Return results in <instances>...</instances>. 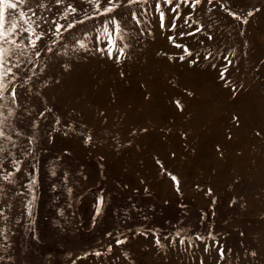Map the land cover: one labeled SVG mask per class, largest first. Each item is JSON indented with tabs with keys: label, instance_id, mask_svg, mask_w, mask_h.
<instances>
[{
	"label": "rangeland",
	"instance_id": "rangeland-1",
	"mask_svg": "<svg viewBox=\"0 0 264 264\" xmlns=\"http://www.w3.org/2000/svg\"><path fill=\"white\" fill-rule=\"evenodd\" d=\"M9 2L17 7L5 8L4 31L12 24L16 30L0 38V145L5 169L14 171L13 158L22 164L12 183L0 181L7 217L0 218V264H264V0H202L195 10L182 4L174 30L175 14L163 3L161 28L156 0L107 17L87 0ZM85 15L94 18L76 23ZM188 15L202 32L187 35L196 27L184 24ZM112 16L122 35L111 24L105 35ZM69 23L76 25L70 32L55 33ZM36 36L42 39L33 48L29 37ZM109 40L114 49L129 45L119 61L118 51L110 58L97 50ZM177 43L192 56L181 61ZM209 51L213 58L204 59ZM229 53L233 62L221 79ZM33 166L38 183L29 194L23 186ZM177 231L195 246L164 239ZM209 231L225 249L223 259L215 241L195 240ZM117 237L126 243L117 246Z\"/></svg>",
	"mask_w": 264,
	"mask_h": 264
},
{
	"label": "snow or ice",
	"instance_id": "snow-or-ice-1",
	"mask_svg": "<svg viewBox=\"0 0 264 264\" xmlns=\"http://www.w3.org/2000/svg\"><path fill=\"white\" fill-rule=\"evenodd\" d=\"M61 2H62V0H57V4H60ZM87 2L90 3V4H94L95 5L94 11L98 15H103V16L107 17L109 14L114 13L120 7L130 8L134 4L147 3V0H127V4H123L122 0H119V2H118V0H107V4L103 8L100 7L99 0H87ZM214 2L215 3H219V0H207V4L209 6L213 5ZM162 3H163V5H167L171 9V12L175 14L173 16V18H172V29H170V30H174L176 28V21L180 18L179 9H180L181 5L183 4L184 6H188L190 4L192 10H195L197 5L202 3V0H156L155 10L159 14L161 28L164 27V19H165V13H164V10H163V8L161 6ZM6 5H7V7H6ZM16 7H17L16 3L9 2V0H0V9L3 10V16L0 17V38H3L4 40H7L8 35H10L12 32H14L16 30V25L12 24L11 28H9L7 30V32L4 31V29H5L4 10H5V8H7V9H15ZM69 7L71 8L70 5H69ZM220 8L222 10H224L226 8V6L224 4H220ZM71 11L73 13H75L76 9L75 8H71ZM229 14L232 15L234 19L241 20V22L244 23V24L248 23L247 19H243L242 17L236 15L233 12H229ZM21 15H23V13H21ZM251 15H252V13L249 12L248 16H251ZM93 18L94 17H92V16L85 15L84 20H78L76 23L83 24V23H85V20L93 19ZM131 19L133 21H135L137 26L140 25L141 19H140V17L137 15V13L135 11H133L131 13ZM191 19H192L191 15L185 16L184 17V24L187 25L189 28H192L193 25H196L194 31L187 33V35H193L194 36L196 33H200L204 29L200 26L199 22L196 21V20H192V22L190 24L189 20H191ZM109 24H111L113 26V30L117 33V35H122L123 29H122V26H121V21L118 20L115 16H112L110 20H105V22H104L105 35H108L109 37L111 35V33L109 32V29H108V25ZM75 26L76 25L73 24V23H69L67 25H64V24L57 25V27L55 28V33H61L62 29H63L64 32H70L73 28H75ZM25 31H27V29H25ZM180 35L183 36V35H185V33L182 32ZM40 39H42V36H36V40H32L31 37H29L31 46L33 48H35L36 44H37V41H39ZM169 39L170 40H174L175 38L174 37H169ZM207 39L208 40H212L213 37L211 35H208ZM76 43L80 46V48H85V49L87 48V44L82 39H76ZM127 47H129V45L125 44L123 48L114 49L112 41L109 40L108 48H106V49H97V50L98 51L107 52L110 58H112V54H113L114 50L118 51L119 55L116 56L115 58L117 59V61H119L120 57L125 55V48H127ZM175 47L183 49L184 55H181L179 57V59L181 61H183L185 59V56H189V57L192 56V52L188 49V47L186 45H182V44H178L177 43V44H175ZM47 50L49 52L53 51V49L51 47H48ZM36 55L39 56L40 53L37 52ZM231 55H234V53H229V55H225L224 56V60H225L226 63H225V67H224L223 71L220 73L221 79H224L225 73L228 71V68L231 66V64L233 62L229 58V56H231ZM3 56H4V54L2 52H0V67H3V62H4L3 61ZM213 56H214V54L211 51H209L208 54L204 57V59H210V58H213ZM169 59H171V57H169ZM196 62H197L196 60H191L190 61V63H192V64H195ZM7 71L10 72L11 69H8ZM0 81H2V76H0ZM4 90L5 89H4L3 84L0 83V93H3ZM188 95L191 96L192 93L189 92ZM15 96H16V92L13 89L12 90L13 99L15 98ZM2 99H3V96L0 95V100H2ZM176 103H177V106L179 107L180 106V102L177 101ZM233 119L236 120L238 118L237 117H233ZM143 131L146 132L147 129L145 128V129H143ZM4 137H5V133L3 131V128L0 127V139H3ZM9 139H10V137H9ZM91 141H92V137L89 135V136H87L85 138L84 143L88 144ZM14 147H16V145H14ZM4 152H5V149L2 147V145H0V181L12 183L14 178H15V174L19 173L21 171L22 162L17 160V159H15V158H13V159H11L10 164H11V168L14 169V171L5 169V167H4L5 161L3 159ZM28 154L31 155V152L29 151ZM173 155H175V154L173 153ZM157 163H159V161H157ZM28 175H29V181L23 187L28 189L29 194H31L33 192L34 188L36 187L37 183H38V170L35 168V166H33L32 172L29 173ZM52 175L55 176L56 173L53 171ZM66 179H67V177L65 176V180ZM171 179L174 182H177V178L174 175L171 176ZM53 189L55 190V185H53ZM68 191L70 193L71 189H68ZM144 191L147 192L148 189L145 188ZM208 192H209V194H211V189H208ZM3 195H4V187H3V184L0 183V197H2ZM15 195L16 196H23V195H25V193L16 192ZM34 199H35V197L33 196V200H30V201H28L25 204V209H28V205L31 204L34 201ZM103 204H104V198H103L102 195H100V196L97 197L96 203L94 205L95 211H94V216H93V222H95L96 218L101 215ZM11 207H12V204L9 203L8 204V208L11 209ZM27 214L29 216H31V211L28 210ZM0 218H3L5 220L7 219V217H5L4 212L2 210H0ZM143 234L147 235V233H143ZM107 235L111 236L112 233H108ZM153 235L155 237L156 246L157 247H163V245L161 243L160 236L155 231L153 232ZM0 238L6 239L5 230L3 228H0ZM178 238H179V244H180L181 247H183L185 245L186 240H187L188 248H192V247L195 246L194 243H193V240L191 238L181 237V233L179 231H177L175 233V235H172L171 237H168V236L164 237V239L169 240L172 245L176 244V241H177ZM195 240H198V241H201V242H203L205 240L215 241V246L218 248V256H219V258L223 259L225 257V255H226L225 249L223 248L222 245L219 244L218 241H216V238L214 237V235H213V233L211 231H209L207 237H204V236H201V235H196L195 236ZM125 243H126V238L125 239H120L119 237H117L115 239V244L117 246H120V245L125 244ZM210 247L211 246L209 244L205 243L204 251L208 252ZM108 251L109 252L112 251L111 244L108 246ZM95 255L97 257H100L102 255V253L97 251L95 253ZM251 255L252 256H256V253L255 252H251ZM3 259H4V257L0 256V262H2ZM201 264H203V262H201Z\"/></svg>",
	"mask_w": 264,
	"mask_h": 264
}]
</instances>
